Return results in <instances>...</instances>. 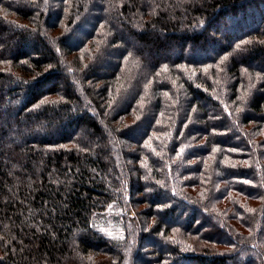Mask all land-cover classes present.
I'll list each match as a JSON object with an SVG mask.
<instances>
[{
  "label": "trees",
  "instance_id": "obj_1",
  "mask_svg": "<svg viewBox=\"0 0 264 264\" xmlns=\"http://www.w3.org/2000/svg\"><path fill=\"white\" fill-rule=\"evenodd\" d=\"M0 264H264V0H0Z\"/></svg>",
  "mask_w": 264,
  "mask_h": 264
},
{
  "label": "snow or ice",
  "instance_id": "obj_2",
  "mask_svg": "<svg viewBox=\"0 0 264 264\" xmlns=\"http://www.w3.org/2000/svg\"><path fill=\"white\" fill-rule=\"evenodd\" d=\"M65 3H67V0H65ZM243 43H249V42H247V41H245V42H243ZM237 48H240V45H237ZM224 59H227V57H224ZM164 71H167V65H165L164 66V69H163ZM193 75H195V73H193ZM25 83H27V81H25ZM41 103H44V101H41ZM153 151H155V150H153ZM212 151L213 152H216L217 151V149L216 148H213L212 149ZM232 151H235V149H232ZM157 155H159L158 153H157ZM234 166V165H233ZM157 183H160V182H157ZM245 183H250L249 181H245ZM109 207H111V205H109ZM247 211H253L252 209H247ZM100 231L101 232H104L105 230L104 229H100ZM174 231H178V229H174ZM107 235H109V236H112V233L111 232H108L107 233ZM115 238V237H114ZM118 239H120V240H123V236H120Z\"/></svg>",
  "mask_w": 264,
  "mask_h": 264
}]
</instances>
